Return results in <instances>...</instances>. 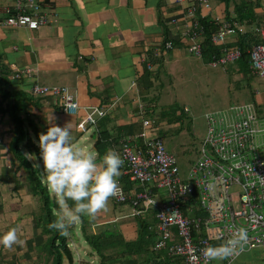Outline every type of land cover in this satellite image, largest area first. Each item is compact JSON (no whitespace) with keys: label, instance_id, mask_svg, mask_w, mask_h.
I'll list each match as a JSON object with an SVG mask.
<instances>
[{"label":"crops","instance_id":"1","mask_svg":"<svg viewBox=\"0 0 264 264\" xmlns=\"http://www.w3.org/2000/svg\"><path fill=\"white\" fill-rule=\"evenodd\" d=\"M37 1L40 12L45 16L43 25L35 30L0 25V236L9 228L17 227L18 235L26 241L23 247L16 245L11 250L0 245V264H52L54 258L50 255V237L37 212L41 208L39 199L29 192L25 170L18 165L11 152L14 128L10 112L13 105L22 107L24 116L21 114V117L35 126L38 137L35 138L30 132L28 135L36 147L39 135L46 133L48 121L53 116L54 123L58 126L70 124L75 145L85 151L94 152L95 134L97 130H105L111 137L109 149L118 152L119 144L117 146L116 143L128 134L139 133L142 118L153 120L156 125L175 124L170 121L175 112L173 105L163 107L166 108L163 110L157 103L154 90L158 86L160 75L180 67L182 55L188 54L185 46L189 41L183 35L192 21L186 16L190 0ZM17 2L18 0H0V22L15 14ZM209 2L211 12H203L202 15L209 20L213 16L220 17L223 9L221 4L215 7L214 2ZM19 7L26 11L22 3ZM254 13L257 18L263 17L264 5L254 9ZM257 24L259 23L254 25ZM240 26L245 31L253 27ZM235 37H229L227 44H233ZM165 41L171 42L172 48L154 63L152 70H147L142 60L149 61L153 50ZM203 41L202 36L199 39L201 51ZM196 58L210 66L212 58L217 56L207 60L201 54ZM25 69L31 70L29 77L18 80L12 77L15 72ZM222 71H226V68ZM244 71H239L236 66L230 71V98H223L220 104L223 109L220 111L224 112H217L231 116L237 106L251 105L257 118L264 120V97L259 90L249 89L244 84L243 79L249 70ZM33 84L65 87L79 106L76 116L62 114L55 98L31 96L29 89ZM245 90L249 92L246 96L249 101L241 103L239 96L246 95ZM16 94H23L28 99L25 97L24 100H19ZM91 108L99 109L103 115L86 132L77 131L76 124L84 110ZM186 112L188 110L184 108L182 113ZM21 152H26L23 155L34 166L30 160V152L23 148ZM121 169L125 176V166ZM130 191L131 188L125 195H129ZM127 207L128 211L119 208L115 219L105 218L96 223L85 217L82 219L90 229H95V225L113 224L125 242H132L137 236L133 222L135 215L129 204ZM135 208L142 211L138 205ZM152 209L154 208L140 214L154 224L151 220L153 212L150 213ZM99 215L104 217L102 212ZM125 220L133 223H125ZM116 223L119 224L116 226ZM80 226V222L75 224L72 232H80ZM152 233L155 241L149 248L151 255H160L159 258L170 259L172 263L174 260L167 256L165 248L153 250L159 237L154 227ZM84 252L89 264H98V258L89 248L84 249ZM65 262L62 259V264Z\"/></svg>","mask_w":264,"mask_h":264},{"label":"built area","instance_id":"2","mask_svg":"<svg viewBox=\"0 0 264 264\" xmlns=\"http://www.w3.org/2000/svg\"><path fill=\"white\" fill-rule=\"evenodd\" d=\"M20 3L26 11L20 9ZM196 9L200 18L204 17L203 12L209 14V0H190L186 10V16L192 21L183 35L189 41L185 49L188 54L200 57L199 39L203 29L195 18ZM45 21L37 0H18L15 14L7 16L0 25L35 30ZM210 21L217 28L211 32L209 42L219 47V54L212 58L210 66L225 70L241 54L237 47H227V39L246 31L243 26L226 22L219 16L211 17ZM250 31L258 42L251 44L247 51L248 70L252 76L264 79V21L253 25ZM171 48V42L165 41L154 49L149 61L142 60L145 68L152 70L154 63ZM30 74L31 70L25 69L12 77L18 80ZM29 93L33 97L55 98L64 115L76 116L79 111L65 87L33 84ZM233 113L231 116L219 112L204 114L205 132L198 158L184 179L179 177L176 162L165 150L162 140L144 136L143 129L156 125L153 120L142 118L141 131L120 141L118 153L124 161V174L142 190L132 188L129 195L122 192L113 201L129 204L133 215L155 208L154 228L159 240L153 250L165 248L167 256L176 258L177 264H203L201 250L224 243L238 227L248 230V242L243 251L221 264H229L252 249L264 248V158L257 154L255 143L256 136L264 134V129H257L251 105L238 106ZM102 115L99 109H85L76 124L77 131L86 132ZM137 205L142 211L136 210Z\"/></svg>","mask_w":264,"mask_h":264},{"label":"trees","instance_id":"3","mask_svg":"<svg viewBox=\"0 0 264 264\" xmlns=\"http://www.w3.org/2000/svg\"><path fill=\"white\" fill-rule=\"evenodd\" d=\"M211 2L215 3V7L220 4L223 5L220 18L231 24L235 23L237 25H245L249 27L256 24L258 21L259 24L264 21L263 17L257 18L254 13V9L261 7V0H211ZM195 18L203 29L204 41L202 43L203 48L201 51L202 58L211 60V57H216L219 54V47H215L209 42V36L211 32L217 28V24L210 21L208 17L200 18L199 9L195 10ZM257 42V38L251 34L250 30L243 34L238 32L234 41H232L233 44L231 45L237 47L241 52L239 59L234 62L239 71L242 72V70L246 71V69H248L247 51L251 44ZM231 45H227V47ZM239 66L243 69L241 70ZM16 96L20 98L19 100H24L26 97H24L23 94H16ZM21 114L24 116V110L22 107L14 104L10 112V120L13 123L14 128V136L11 141V152L17 160L18 165L25 170V181L29 192L32 196H37L39 199L40 209L42 211L40 219L46 233L50 237V250L54 253L50 254L54 257L52 264H62V259H65L68 264H72V255L70 249L68 248L66 236L61 235L58 231L49 227L57 217L58 204L56 203L54 196L50 194L48 188L46 187V183L43 184L40 181L38 171L33 168L21 152V148H23L33 154L35 158H39L40 155V148L33 145L28 135V132H30L35 136V138L38 137L36 128L30 121H25L23 116L21 117ZM110 138V135L105 130H97L95 140L93 142V150L98 155V159L102 158L105 152L109 149V145H111ZM116 144L118 146L120 142H117ZM137 144H139V142H137ZM256 151L258 154L259 146H257ZM198 152L199 149L196 151V159L191 162L189 168L197 160ZM119 184L123 194H127L130 188H134L137 191L142 190L140 189L142 188L141 186L129 180L128 175H122V169L121 176L119 177ZM68 203L71 204L72 202L68 201ZM154 209H152L153 211H150V213L152 214L153 212L151 220L155 224L156 220L154 218V214L156 210ZM141 215L142 214L135 215L133 220L136 222L141 221ZM80 224V234L82 239L88 246L89 250L98 258V264H177V259L174 257H172L174 261L171 263L170 259L164 260L159 258L160 255L158 256L156 254L155 257L151 255L149 248L153 242L151 241V237L154 233L148 234V232H146L147 234L145 233L146 235L144 236L142 226L139 231H135L137 234L135 241L125 242L121 235L116 231V227L113 224H111L114 228L113 230H99L96 228L90 229V227L87 228V224L83 219ZM144 230H146V228H144Z\"/></svg>","mask_w":264,"mask_h":264},{"label":"rangeland","instance_id":"4","mask_svg":"<svg viewBox=\"0 0 264 264\" xmlns=\"http://www.w3.org/2000/svg\"><path fill=\"white\" fill-rule=\"evenodd\" d=\"M261 5H264V0H261ZM220 7H223V5ZM182 56V65L180 67H175L174 71H170L165 75L160 73V80L157 83L159 87L157 86L154 90V94L157 96V103H159L162 108L173 105L172 108H174L175 112L171 116L173 119H170V121L171 123L174 121L175 124H157L143 129V132L146 138L158 137L162 140L165 150L172 155L176 161L179 177L184 179L191 162L196 159V151L199 149L200 143L204 137L205 122L203 115L205 113L217 111L224 112V110L220 111L223 109L220 104L223 98L225 100L230 98L229 93L231 92H229L228 79L230 78V71H232L236 65L234 63L228 64L225 67L226 71H228L226 73V71H222L219 66L211 68L206 63L201 62L200 58H196L195 56L189 54H184ZM243 81L249 89L259 90L264 97V79L252 76L248 72V75ZM245 91L247 92L246 95L239 96L241 103L249 101V97H246L249 95V92L248 90ZM166 108H163V110H166ZM184 108L187 109L188 112L182 113ZM166 122L170 123L169 121ZM262 126L264 127V123ZM257 142L260 145L259 154L264 158V138L259 136ZM36 144L38 143L36 142ZM23 154L25 155L26 152H23ZM29 155L31 156V162L35 164L33 168L36 169L40 175V181L45 184L46 182L42 179L43 161L40 155L39 158H35L31 153ZM36 165H39V167H36ZM126 207L127 204H115L112 198L109 201L108 210L102 212L104 217H100L98 214L97 217L91 221L96 223L105 218L109 220L114 217L115 219V217L118 216V209L120 208L124 211H128L129 208ZM37 212L38 215H42L40 208ZM188 216L192 217L191 214ZM85 219L90 220L87 217H85ZM124 222H134L135 231H139L142 226L144 236L147 234L146 232L152 234L154 226L144 215H141V221L132 222L131 220H125ZM119 223H116V226ZM95 226L96 229L99 230L114 229L112 225L107 226L106 224ZM144 228H146V230H144ZM153 240L155 241L154 236L151 237V241ZM66 241L68 242V247L72 255V264H89L88 256L85 255L86 250L84 252V249L88 248L83 242L80 232L76 231L73 233L72 228H70L69 235L66 236ZM221 263V260L211 262V264ZM63 264L68 263L66 261ZM229 264H264V248H255L251 251L242 253Z\"/></svg>","mask_w":264,"mask_h":264},{"label":"clouds","instance_id":"5","mask_svg":"<svg viewBox=\"0 0 264 264\" xmlns=\"http://www.w3.org/2000/svg\"><path fill=\"white\" fill-rule=\"evenodd\" d=\"M54 120L52 116L46 133L39 135L38 146L43 161L42 179L58 204L57 217L49 227L67 236L70 228L82 222V218L94 220L99 213L108 210L112 198L121 195L119 177L124 161L114 149H108L98 159L96 153L75 145L70 124L61 127ZM263 123L264 120L256 116L258 130L264 129ZM259 136L264 138V134L256 136V148L260 147L256 142ZM18 233L17 227L9 228L0 236V245L9 250L16 245L23 247L26 241ZM247 242L248 230L235 228L224 243L201 250L203 264L228 260L243 251Z\"/></svg>","mask_w":264,"mask_h":264}]
</instances>
